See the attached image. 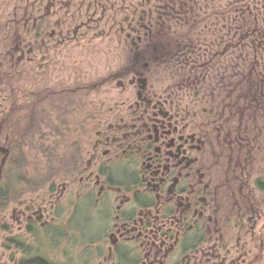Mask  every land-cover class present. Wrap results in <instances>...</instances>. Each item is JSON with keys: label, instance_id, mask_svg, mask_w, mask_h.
<instances>
[{"label": "flooded vegetation", "instance_id": "flooded-vegetation-1", "mask_svg": "<svg viewBox=\"0 0 264 264\" xmlns=\"http://www.w3.org/2000/svg\"><path fill=\"white\" fill-rule=\"evenodd\" d=\"M151 1L128 23L116 94L90 104L64 50L72 0H0V177L22 106L49 96L53 136L50 177L0 211V264H264V28L234 38L217 109L212 0H165L161 16ZM41 71H64V88L41 91Z\"/></svg>", "mask_w": 264, "mask_h": 264}, {"label": "rangeland", "instance_id": "rangeland-1", "mask_svg": "<svg viewBox=\"0 0 264 264\" xmlns=\"http://www.w3.org/2000/svg\"><path fill=\"white\" fill-rule=\"evenodd\" d=\"M81 1L86 2L82 14L78 7ZM165 2V0H161L160 2L159 0L158 2L156 0L151 1V5L154 7L157 15L161 16L164 13L163 11L166 10L165 8L162 9V4ZM142 3L143 6L140 5ZM137 5L140 6L136 7ZM158 6L161 9L156 8ZM211 7L212 41H214L212 55L215 56V53H219V56H216V58L217 60L221 59L219 63H222L228 61L227 55L233 49H237L238 44L233 45L230 43L236 42L234 38H237L242 33L241 27L254 29L258 26L264 28V0H212V6L209 5L208 8ZM143 8H148L146 0H72L73 40L71 45L64 50H71L72 65L70 77L72 84L87 85L85 90L81 91L78 88L76 92L85 94L90 104L94 99H108L116 94L117 87L112 73L126 65L128 52L133 49L132 40L127 36L128 23L133 19L134 14L136 17L141 15ZM209 12L210 10L207 9L206 13ZM210 15L208 14L204 17L207 18ZM256 15L260 18L258 25H256ZM201 23L203 22L201 21ZM174 30L178 31L179 28L171 26V31ZM261 35H263V37H260L263 38L261 45L264 50V32ZM255 49L257 48L255 47ZM260 59L261 57L259 56ZM181 65L182 63L180 62L170 63L166 67V72H174ZM64 76V71L56 72V75H53L49 71H41L39 84L41 91H47L51 87L56 88V90L63 89ZM10 82L17 84L16 79H11ZM212 91H214V84H212ZM3 94L4 91L0 90V95ZM45 98H47L45 101L36 105H40V109L35 112L29 111L26 108L23 110L22 106L19 114L24 115V117L16 122L18 124L16 129H10L11 145L13 146L16 142L19 143L20 159L23 164L16 170L9 172L6 176L9 169L7 165L1 174L0 182H12L14 184L12 191L16 193L15 195H17L19 187L23 186L22 180H27V183L42 184L45 178L50 177L48 145L53 136L49 128L44 125L48 116L51 115V108L47 103L49 96L47 97L46 95ZM216 101V108L219 109L225 99H216ZM35 114L43 115L44 117L39 118ZM48 120L47 122L49 123L50 120ZM20 129H26L27 135L21 137L20 141H17L16 138L19 137L17 132H21ZM2 141L3 137L0 136V144ZM1 157L2 154L0 155V162ZM10 159L12 158L10 157ZM261 165L264 168V157L262 162L258 164L259 171ZM15 200L16 196L8 204L11 201L15 202ZM11 205L14 206L15 203H11L7 207L8 210L11 209Z\"/></svg>", "mask_w": 264, "mask_h": 264}, {"label": "trees", "instance_id": "trees-1", "mask_svg": "<svg viewBox=\"0 0 264 264\" xmlns=\"http://www.w3.org/2000/svg\"><path fill=\"white\" fill-rule=\"evenodd\" d=\"M210 16H212V15H210ZM257 32L260 33L258 30H257ZM260 34H262V33H260ZM230 44L236 45V44H238V42L236 41V42H233ZM251 46L257 47L258 42H249V48H251ZM240 49H241V47H240ZM216 56H219V53L215 54V56H212V63H214V64H212V84H214V87H215L214 90L216 92V97H217L216 99H226L227 92L229 91V83H230V78H229V75L227 73V68H229L230 64L228 62L219 63L220 60H218L217 63H215L217 60ZM16 127L14 129H16ZM20 131L21 132L14 131V132H17V134L19 136L16 138L17 141H20L21 137L27 135L26 129H20ZM18 144L19 143L16 142V144H14L11 148L10 157L12 159H9V161L7 162L9 169L6 173V176L8 175L9 172L16 170L21 164H23V162L20 159L21 152H20V149L18 147L19 146ZM10 166H11V170H10ZM13 185L14 184L12 182H0V211H2L7 206L8 202L10 200L15 198L16 193L14 191H12ZM259 187L261 189H264V181L259 184ZM0 226H1V223H0Z\"/></svg>", "mask_w": 264, "mask_h": 264}, {"label": "water", "instance_id": "water-1", "mask_svg": "<svg viewBox=\"0 0 264 264\" xmlns=\"http://www.w3.org/2000/svg\"><path fill=\"white\" fill-rule=\"evenodd\" d=\"M1 149L3 150H5L6 152H5V155H4V157H3V160L2 161H4L5 160V158L7 157V154H8V148L7 147H5V146H1Z\"/></svg>", "mask_w": 264, "mask_h": 264}]
</instances>
